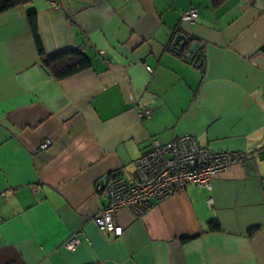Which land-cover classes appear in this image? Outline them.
<instances>
[{
    "label": "crops",
    "instance_id": "1",
    "mask_svg": "<svg viewBox=\"0 0 264 264\" xmlns=\"http://www.w3.org/2000/svg\"><path fill=\"white\" fill-rule=\"evenodd\" d=\"M30 13L45 56L82 48L90 68L63 81L40 68ZM178 136L251 163L146 217L118 212L120 237L100 232L108 183L133 180L149 140ZM0 195V264H264V0H31L0 14Z\"/></svg>",
    "mask_w": 264,
    "mask_h": 264
},
{
    "label": "built area",
    "instance_id": "2",
    "mask_svg": "<svg viewBox=\"0 0 264 264\" xmlns=\"http://www.w3.org/2000/svg\"><path fill=\"white\" fill-rule=\"evenodd\" d=\"M49 2L56 7V0ZM197 17V10L194 8L183 14V19L191 23ZM201 46L203 48L205 44ZM78 51L84 53L82 48ZM146 69L152 72L150 68ZM198 70L204 72L202 62ZM150 116L151 111L148 109L137 113L140 121L147 120ZM148 145V150L134 162L132 181L126 182L123 178L116 177L108 183V205L100 208L93 218L100 232L120 237L123 229L115 221L118 212L128 211L136 218L146 217L154 205L182 193L191 185L212 192V182L218 174L234 165L250 164L252 160V155L248 153L211 152L192 136H178L165 144L151 139ZM50 146L51 142L45 140L38 150L45 151ZM206 205L208 209L213 207L212 198L207 199ZM79 235L72 234L63 247L74 251L80 243Z\"/></svg>",
    "mask_w": 264,
    "mask_h": 264
},
{
    "label": "trees",
    "instance_id": "3",
    "mask_svg": "<svg viewBox=\"0 0 264 264\" xmlns=\"http://www.w3.org/2000/svg\"><path fill=\"white\" fill-rule=\"evenodd\" d=\"M30 2L31 0H0V14L17 7L27 5ZM27 21L34 41L36 52L41 60V66L43 70L54 80L63 81L73 76H76L90 68L91 65L89 60L85 57L84 53L79 52L78 49L62 52L54 56H45L38 35L36 14L30 13L27 16ZM172 50L178 56L183 55L182 52H179L173 48ZM201 57L202 53H199V57L197 56L198 62L196 63L197 69ZM219 229L220 228L216 222H213L209 226L210 231H217ZM253 232L254 231H251L249 235H252Z\"/></svg>",
    "mask_w": 264,
    "mask_h": 264
},
{
    "label": "water",
    "instance_id": "4",
    "mask_svg": "<svg viewBox=\"0 0 264 264\" xmlns=\"http://www.w3.org/2000/svg\"><path fill=\"white\" fill-rule=\"evenodd\" d=\"M187 43H188L187 38H185L184 36H177L174 39L172 47L179 52H183ZM198 47H199V45L197 43L192 44L190 49H189L188 55L185 56V60H187V61L190 60L191 56L195 54ZM100 186H103V184L100 183Z\"/></svg>",
    "mask_w": 264,
    "mask_h": 264
}]
</instances>
